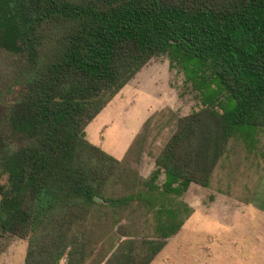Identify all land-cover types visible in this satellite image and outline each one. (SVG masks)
<instances>
[{
	"label": "trees",
	"instance_id": "1",
	"mask_svg": "<svg viewBox=\"0 0 264 264\" xmlns=\"http://www.w3.org/2000/svg\"><path fill=\"white\" fill-rule=\"evenodd\" d=\"M1 51L16 64L0 91V231L27 241L23 264H149L193 212L182 193L264 129V0H0ZM161 54L201 106L142 177L85 127ZM132 214L141 226L121 222Z\"/></svg>",
	"mask_w": 264,
	"mask_h": 264
},
{
	"label": "rangeland",
	"instance_id": "2",
	"mask_svg": "<svg viewBox=\"0 0 264 264\" xmlns=\"http://www.w3.org/2000/svg\"><path fill=\"white\" fill-rule=\"evenodd\" d=\"M15 64L11 55L0 52V91L12 79ZM200 106L197 90L161 54L151 58L87 124L85 136L113 157H127L142 177H148L155 168V155L174 129L175 117ZM141 137L144 141L138 145ZM162 180L161 173L157 182ZM179 200L193 212L151 264H264V129L254 153L229 141L209 186L191 183ZM135 216L121 222L129 225L131 218L141 226L142 218ZM220 224L227 227L221 230ZM145 233L148 230L139 236ZM26 245L25 239L0 231V264H23Z\"/></svg>",
	"mask_w": 264,
	"mask_h": 264
},
{
	"label": "crops",
	"instance_id": "3",
	"mask_svg": "<svg viewBox=\"0 0 264 264\" xmlns=\"http://www.w3.org/2000/svg\"><path fill=\"white\" fill-rule=\"evenodd\" d=\"M94 118H95V117H94ZM93 144H94V143H93ZM95 145H96V144H95ZM189 216H190V215H189ZM189 216H188V217H189ZM182 225H183V224H182ZM182 225H181V227H182ZM220 226L222 227L221 230H224V229L227 227V225H221V224H220ZM181 227H180V228H181ZM180 228H179V230H180ZM179 230H178V231H179ZM178 231H177V232H178ZM177 232H176V233H177ZM176 233H175V234H176ZM175 234H173V235H175ZM173 235H172V236H173ZM170 237H171V236H170ZM167 239H168V238H167ZM167 239H166V242H167ZM165 244H166V243H165ZM164 246H165V245H164ZM164 246L161 248V250L164 248ZM161 250H160V251H161ZM160 251H159V252H160ZM159 252L154 256V258L151 260V262H150L149 264H151V263L155 260L156 256H158Z\"/></svg>",
	"mask_w": 264,
	"mask_h": 264
},
{
	"label": "water",
	"instance_id": "4",
	"mask_svg": "<svg viewBox=\"0 0 264 264\" xmlns=\"http://www.w3.org/2000/svg\"><path fill=\"white\" fill-rule=\"evenodd\" d=\"M97 199H99V198H97Z\"/></svg>",
	"mask_w": 264,
	"mask_h": 264
}]
</instances>
